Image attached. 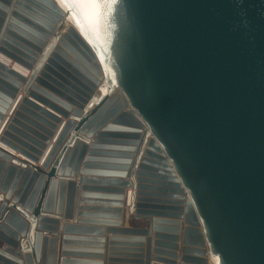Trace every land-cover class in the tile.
I'll use <instances>...</instances> for the list:
<instances>
[{
  "label": "water",
  "instance_id": "1",
  "mask_svg": "<svg viewBox=\"0 0 264 264\" xmlns=\"http://www.w3.org/2000/svg\"><path fill=\"white\" fill-rule=\"evenodd\" d=\"M96 2L84 19L71 0H0V264H264V0ZM87 144L117 151L97 195L114 223L133 185L151 228L78 224ZM76 232L101 235L102 260L70 257Z\"/></svg>",
  "mask_w": 264,
  "mask_h": 264
},
{
  "label": "crops",
  "instance_id": "2",
  "mask_svg": "<svg viewBox=\"0 0 264 264\" xmlns=\"http://www.w3.org/2000/svg\"><path fill=\"white\" fill-rule=\"evenodd\" d=\"M30 73V72H29ZM98 90L94 93L93 96L96 95ZM26 96V95H25ZM33 102L37 103L41 107L45 108L49 112L53 113L57 117L61 118L63 122L66 121L64 116L56 113L52 109L48 108L46 105H42L38 103L37 101H34L31 99ZM18 99H15V103L12 104L11 108L9 109L7 115H6V121H8L9 117L13 115V112L17 109L18 105ZM64 127L63 123H60L58 125V128L55 130V133L53 136L49 137L50 142L48 143L47 149H45L44 153L46 156L48 155L49 151L51 150L53 144L56 142L57 137L59 136L60 132L62 131ZM102 128L101 130H103ZM4 130V129H3ZM71 134L68 135L66 138L65 142L63 143L62 148L65 146L68 138L70 137ZM85 144V143H82ZM89 145V146H88ZM88 148L85 150L83 153V156L81 158V163L80 167L78 169V178H84V180L79 184L78 178L76 177L75 180L78 182V186L82 187V193L87 192L88 194L94 195L91 197H86L85 199L92 200L90 203H82L83 208L79 210V219L83 220V223H78L81 224L82 226H90V227H95V228H103L105 230V236L110 237L115 234L114 231H111V233L107 232L110 228L111 230H114L116 228H123V227H128V228H151V217L145 216V217H133L130 215V206H131V199H132V190H133V185H130L129 187H122L123 188V205H122V211H121V220L122 224L117 225L114 222L117 220L112 216V212L109 211L111 205L107 203V199L104 197H99L97 196L98 194H108V193H102V188H110L111 186H114L113 183L109 181H102V180H111L115 178V176L111 175V173L116 172V158L113 155H106L107 153L105 152H117L113 149H105L102 147H99L96 150H99V152H102L101 154H94L93 159H89V152H90V144H87ZM103 146V145H101ZM48 151V152H47ZM14 155L22 160H27L29 163L42 167V164L46 158L44 155L41 158V162L39 163H33L26 159L23 155H20L19 153H14ZM78 154V159L81 157V155ZM44 157V158H43ZM43 159V160H42ZM72 175V174H71ZM70 178H73L70 176ZM88 188L86 191L83 190V188ZM144 192H152V191H144ZM82 212L84 213L82 215ZM154 218V217H152ZM61 222L59 224L60 228V233L63 232V227L65 224H74V217H71L70 219H66L64 217H61ZM181 229L184 228L185 226V220L184 218L181 219ZM45 234H49L51 237V232H46L43 231ZM164 232V231H161ZM166 233V232H164ZM71 237L73 238H80L78 244L74 245H68L69 248H74L80 250L79 252L82 254L79 257L75 256H70L72 258H82V259H88V260H102L99 259V257H92L89 255L93 254L94 250H98L99 247H97V243L95 240H99L101 238V235L95 234V233H88V232H81V233H69ZM156 231L151 230L149 236L151 238V262L154 263L156 262L155 260L152 259V256L154 254L153 250L156 247L155 241H156ZM119 237H124V234H118ZM181 237V241L179 242V245L182 247L183 246V232L179 235ZM89 239V240H87ZM6 244L4 243L3 246ZM92 252V253H91ZM181 254V251H179ZM179 264L181 263V258L179 259Z\"/></svg>",
  "mask_w": 264,
  "mask_h": 264
},
{
  "label": "snow or ice",
  "instance_id": "3",
  "mask_svg": "<svg viewBox=\"0 0 264 264\" xmlns=\"http://www.w3.org/2000/svg\"><path fill=\"white\" fill-rule=\"evenodd\" d=\"M64 3V0H61ZM65 6L69 7L74 13L80 15L84 19H90L89 9H99L101 7H105L106 5H101L96 2V0H71L70 4H66ZM80 23V21H77Z\"/></svg>",
  "mask_w": 264,
  "mask_h": 264
},
{
  "label": "bare ground",
  "instance_id": "4",
  "mask_svg": "<svg viewBox=\"0 0 264 264\" xmlns=\"http://www.w3.org/2000/svg\"><path fill=\"white\" fill-rule=\"evenodd\" d=\"M0 59L4 60L6 63H9V64H11V65L14 64V62H12L11 60H9V59H7V58L1 56V55H0ZM15 67H16L17 69H19V70H22V69H23L22 67H20V66L17 65V64H15ZM27 75H28V71H27Z\"/></svg>",
  "mask_w": 264,
  "mask_h": 264
}]
</instances>
